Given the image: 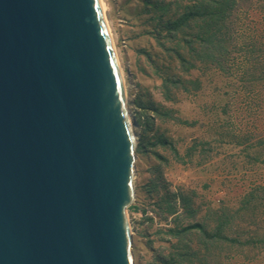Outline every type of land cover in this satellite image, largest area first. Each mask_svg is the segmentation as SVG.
Returning <instances> with one entry per match:
<instances>
[{
	"label": "water",
	"instance_id": "95a60500",
	"mask_svg": "<svg viewBox=\"0 0 264 264\" xmlns=\"http://www.w3.org/2000/svg\"><path fill=\"white\" fill-rule=\"evenodd\" d=\"M131 117L100 0H0V264H135Z\"/></svg>",
	"mask_w": 264,
	"mask_h": 264
},
{
	"label": "rangeland",
	"instance_id": "374dc122",
	"mask_svg": "<svg viewBox=\"0 0 264 264\" xmlns=\"http://www.w3.org/2000/svg\"><path fill=\"white\" fill-rule=\"evenodd\" d=\"M101 1L138 124L135 199L127 211L135 264L170 259L178 239L167 228L194 217L216 225L223 211L216 209L233 216L228 232L246 244L219 241L205 254L207 264H264V2L238 0L224 69L183 72L156 40L146 0ZM164 70L187 81L186 89L175 86L173 100L165 99ZM181 193L196 216L182 210ZM173 194L178 213L169 216ZM251 196L257 199L244 207ZM189 238L185 244L202 249Z\"/></svg>",
	"mask_w": 264,
	"mask_h": 264
},
{
	"label": "trees",
	"instance_id": "16d2710c",
	"mask_svg": "<svg viewBox=\"0 0 264 264\" xmlns=\"http://www.w3.org/2000/svg\"><path fill=\"white\" fill-rule=\"evenodd\" d=\"M146 4L147 11L153 14L152 20L155 21L156 40L163 51L172 53L181 71L225 68L227 57L232 53L229 48L232 44V16L238 8V0H146ZM185 83L187 81L183 77L164 70L162 87L165 99H171L175 86L186 89ZM137 104L142 106V100L137 101ZM175 196L171 195L168 201L169 216L178 213V208L171 201ZM178 198L182 210L196 216L197 210H194L190 197L181 193ZM254 199H257L256 196L247 199L244 207L252 205ZM224 210L213 211L215 214L222 211L216 225L205 224L194 217L185 227L177 225L167 228V233L178 239V247L176 245V251L170 259L160 257L162 264H207L205 254L210 246L214 247L219 241L229 245H245V242L228 232L233 216ZM186 238L200 241L202 249H192L189 243L185 244Z\"/></svg>",
	"mask_w": 264,
	"mask_h": 264
},
{
	"label": "bare ground",
	"instance_id": "6f19581e",
	"mask_svg": "<svg viewBox=\"0 0 264 264\" xmlns=\"http://www.w3.org/2000/svg\"><path fill=\"white\" fill-rule=\"evenodd\" d=\"M101 1V0H100ZM101 6H102V10H103V12H104V6H103V2L101 1ZM107 27H108V24H107ZM108 30H109V27H108ZM110 33V32H109ZM110 35H111V33H110ZM122 78H123V74H122ZM123 81H124V78H123ZM126 86V85H125ZM131 120H132V122H133V124H134V120H133V117H131ZM134 127V130H135V137H136V139H138V133H137V131H138V127L136 126V125H134L133 126Z\"/></svg>",
	"mask_w": 264,
	"mask_h": 264
}]
</instances>
